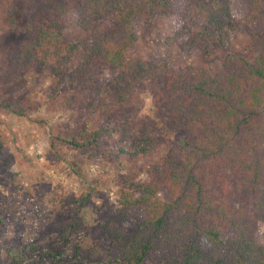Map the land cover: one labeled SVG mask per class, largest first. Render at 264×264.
<instances>
[{
    "label": "trees",
    "instance_id": "1",
    "mask_svg": "<svg viewBox=\"0 0 264 264\" xmlns=\"http://www.w3.org/2000/svg\"><path fill=\"white\" fill-rule=\"evenodd\" d=\"M232 2L0 0V24L6 31L0 37L1 45L6 42L0 85L6 87L24 81L27 72H39L58 80L56 93L63 87L81 91L91 102V119L101 129L84 128L59 136L69 147L98 148L103 136L119 134L123 147L117 158L135 161L150 156L158 137L148 123L138 136L133 134L134 86L166 81L157 99L160 120L183 130L184 138L159 166L148 170L146 181L121 178L123 210L100 227L101 236L117 254L116 264H264V0H238L243 17L230 27ZM70 13L78 17L76 25L89 39L67 35ZM173 13L183 18L200 16L201 34L211 44L202 54L204 60L215 56L214 49L229 44L236 31L251 33V57L228 56L215 74L205 66L177 71L172 55L150 62L127 57L138 41L133 30L137 19ZM106 22L113 29L104 31ZM77 54H81L80 62L71 65ZM101 67L111 73L106 83L98 79ZM11 114L31 120L19 101L5 99L0 116ZM116 116H125V123L113 121ZM72 170L83 175L77 163ZM91 196L83 193L77 202L85 206ZM45 197L56 206L64 207L66 202L61 184ZM136 207L147 211L148 218L129 234L123 220ZM74 226L80 229L81 223L75 220ZM7 258V264H91L102 260L103 251L96 243L88 251L66 243L28 244L8 249Z\"/></svg>",
    "mask_w": 264,
    "mask_h": 264
},
{
    "label": "rangeland",
    "instance_id": "2",
    "mask_svg": "<svg viewBox=\"0 0 264 264\" xmlns=\"http://www.w3.org/2000/svg\"><path fill=\"white\" fill-rule=\"evenodd\" d=\"M232 4L234 21L230 27L243 17L238 0H233ZM66 20L70 38L89 39L76 25V15L70 13ZM111 29V22L103 25L104 31ZM201 29L202 20L198 14L186 18L177 13L139 18L133 27L138 41L127 51V57L150 62L172 55L177 71L205 66L214 74L228 56L251 57V33L236 31L232 32L229 44L214 49L215 56L209 61L204 60L202 54L211 49V44L204 40ZM4 33L0 24V37ZM174 39L179 43H172ZM188 40L198 43L189 45L185 43ZM5 43L0 44V73L5 71L2 52ZM80 60L81 54H77L71 65ZM110 78V71L101 67L98 79L106 83ZM57 86V79L42 77L39 72H27L24 81L9 86L0 85V103L15 99L31 115V120L14 114L0 116V142L4 148L3 156L0 155V264L8 263L10 248L28 244L46 247L56 243L80 245L85 251L96 243L103 251V258L91 264H116L117 254L111 251L110 241L101 236L100 227L104 221L118 218L123 210L121 178L130 176L137 182L146 181L148 170L159 166L170 149L182 143L184 131L162 123L157 99L165 90L166 81L150 80L134 86V105L130 114L134 136H138L148 123L158 137V146L150 156L135 161L117 158L123 147L119 134L103 136L98 148L74 149L60 142L58 137L80 133L84 128L100 130L101 126L91 119V102L83 92L63 87L56 93ZM112 120L123 125L125 116H116ZM3 157L9 163L5 164ZM74 163L82 167V176L73 172ZM59 184L64 188V207L47 203L45 197ZM86 192L91 193V200L81 206L77 199ZM147 218V211L132 208L123 220L127 232L135 233V225ZM75 220L81 223L80 229H74ZM68 227L74 230H67ZM261 240L264 244V225Z\"/></svg>",
    "mask_w": 264,
    "mask_h": 264
}]
</instances>
